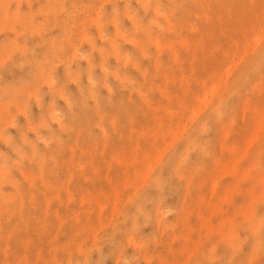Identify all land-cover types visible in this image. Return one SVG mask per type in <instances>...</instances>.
Returning <instances> with one entry per match:
<instances>
[{"label":"rangeland","instance_id":"rangeland-1","mask_svg":"<svg viewBox=\"0 0 264 264\" xmlns=\"http://www.w3.org/2000/svg\"><path fill=\"white\" fill-rule=\"evenodd\" d=\"M0 264H264V0H0Z\"/></svg>","mask_w":264,"mask_h":264},{"label":"bare ground","instance_id":"bare-ground-1","mask_svg":"<svg viewBox=\"0 0 264 264\" xmlns=\"http://www.w3.org/2000/svg\"><path fill=\"white\" fill-rule=\"evenodd\" d=\"M259 39H260V37H259ZM150 40V39H149ZM257 41V40H256ZM158 43V42H157ZM117 44V43H116ZM259 44V43H258ZM156 47H158V45L156 46ZM164 47H166V46H164ZM163 47V48H164ZM103 67H105V66H103ZM231 68V67H230ZM229 69V68H228ZM103 70V69H102ZM227 70V69H226ZM229 72V71H228ZM124 79H125V77H124ZM105 80V79H104ZM216 85V84H215ZM215 85H214V87H215ZM217 87V86H216ZM213 89V88H212ZM110 92H111V90H110ZM211 92V91H210ZM209 94V93H208Z\"/></svg>","mask_w":264,"mask_h":264}]
</instances>
